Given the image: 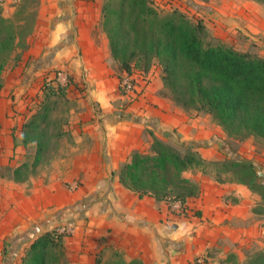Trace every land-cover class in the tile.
Segmentation results:
<instances>
[{
  "label": "crops",
  "instance_id": "crops-1",
  "mask_svg": "<svg viewBox=\"0 0 264 264\" xmlns=\"http://www.w3.org/2000/svg\"><path fill=\"white\" fill-rule=\"evenodd\" d=\"M106 1L39 0L29 48L21 61L5 68L0 88V168H17L25 162L22 131L35 113L37 81L51 77L55 69L73 79L66 92L72 101L66 126L71 142L61 150L54 178L62 194L28 196L20 190L23 196L16 200L13 182L1 179L0 189L5 185L6 195L0 234L23 233L35 220L57 211L58 225L76 226V232L64 239L70 264H96L106 247L126 261L145 264H195L200 256L209 264H245L249 252L264 246V221L253 210L259 198L246 185L199 177L202 193L188 199L183 209L179 202L140 198L120 183L121 166L134 151L148 154L154 136L174 141L169 133L176 132L181 141L199 143L204 158L214 154L203 142L210 127L162 95V83L154 72L134 74L140 94L134 102L121 94L123 75L108 64L111 50L102 27ZM17 2L21 0H6L0 15L9 18ZM253 164L264 171V151ZM65 183L79 186L66 190ZM47 191L54 192L52 187ZM6 208L13 213L5 215Z\"/></svg>",
  "mask_w": 264,
  "mask_h": 264
},
{
  "label": "trees",
  "instance_id": "trees-1",
  "mask_svg": "<svg viewBox=\"0 0 264 264\" xmlns=\"http://www.w3.org/2000/svg\"><path fill=\"white\" fill-rule=\"evenodd\" d=\"M102 27L111 50L108 64H116L125 73L120 81L133 77L135 71L149 73L158 61L164 86L177 105L212 115L231 136L264 138V59L223 44L206 45L202 23L192 24L177 10L162 16L151 0H107ZM18 43L15 25L0 15V88L7 59ZM71 81L63 85L56 77L55 86L46 88L47 92L66 97ZM46 98L22 131L26 149L35 144L32 161H25L15 169L7 168L16 180L30 170L35 172L47 152L43 127L50 120V95ZM177 146L186 152L159 139L154 140L149 154L134 151L130 161L120 168V183L140 198L150 196L170 204L185 205L188 199L199 197L200 183L185 173L204 169L208 162L195 147ZM230 167L243 180H252L251 184L241 182L251 191L264 189V179L253 162L232 160ZM67 236L58 228L43 232L25 250L21 264H67L64 244ZM100 253L96 264H104L103 252ZM115 258L117 261L109 264H145L138 259L126 261L119 252H115ZM246 264H264V251Z\"/></svg>",
  "mask_w": 264,
  "mask_h": 264
},
{
  "label": "rangeland",
  "instance_id": "rangeland-1",
  "mask_svg": "<svg viewBox=\"0 0 264 264\" xmlns=\"http://www.w3.org/2000/svg\"><path fill=\"white\" fill-rule=\"evenodd\" d=\"M153 6L158 9L162 16H166L169 13L177 10L192 23H202L205 30L202 34L203 40L206 45H218L223 44L228 47H232L241 53H250L255 57L264 59V1L259 0H151ZM39 0H21L16 3L15 12L9 17L5 18L9 22L13 23L18 31L19 43L18 47L7 59V65L17 63L21 61L22 55L29 48L27 39L32 35L34 31L36 8ZM2 12V6L0 7V13ZM28 46V47H27ZM111 67L119 75H125L123 71L119 69L116 64H112ZM58 74V73H60ZM138 72L141 76H148L149 73L157 75V81L162 83L163 89L160 91L162 95L172 100L173 103L181 108L189 116L199 117L203 120V123L210 127V135L205 145L210 147L211 152L214 154V158L207 159L208 165L204 169H193L185 173L186 177L191 179H198L199 177H210L218 181L219 183H241L251 184L252 180L242 179L237 170L230 167L231 161H243L253 162L256 160L257 154H261L264 151V138L259 136H247L237 137L231 136L225 130V128L210 114L204 111L198 112L193 109L183 108L174 101L172 93L165 88L163 83V71L158 61H155L150 72L145 74L141 71ZM59 75V76H58ZM49 76V75H48ZM58 78H65L67 80L70 75L66 74L61 69H55L51 77H42L39 83V92L34 99L32 112H36L42 106L46 97L50 95L48 102L50 104L51 113L49 122L43 127L48 145L47 152L44 156L42 165L34 172L30 170L25 176L16 180L11 172L7 171L8 166L0 168V181L7 180L13 182L14 191L13 197L16 200H20L23 196L20 190L24 191L28 196H49L53 198L54 194H60L59 184L57 182V162L60 159L61 150L66 145L70 144L71 138L68 136L66 126L70 119L71 112V99L67 97L59 96L57 93L47 92L50 86L54 85V80ZM61 78V79H62ZM48 79V80H47ZM60 80V79H59ZM58 80V81H59ZM65 84V81L62 80ZM62 83V84H63ZM47 88V89H46ZM130 101V100H129ZM127 100V102H129ZM130 103V102H129ZM132 103V102H131ZM174 139V142L170 140H163L166 143L174 145L182 152H186L184 148L177 146L178 144H186L195 147L199 152L200 144L191 141H181L182 139L176 135V132L169 133ZM176 136V139L174 138ZM155 139H160L154 136L153 142L148 149V154L152 151V145ZM162 140V139H160ZM208 149V148H207ZM209 150V149H208ZM26 152L29 153L25 161L31 162L35 153V144H32ZM207 154V153H205ZM132 156V154H131ZM213 156V155H212ZM131 159V157H130ZM20 166V165H19ZM15 169V168H12ZM258 174L264 179V171L258 168ZM66 190H75L78 185H70L68 183L63 184ZM53 188L54 192L48 194V188ZM11 189V188H8ZM258 198L259 202L254 207V213L261 220L264 221V189L257 188L252 191ZM62 194V193H61ZM60 194V195H61ZM5 185L0 189V213L2 211V202L5 199ZM81 205V206H79ZM78 206L83 207L84 204L80 203ZM8 208L5 209V215L10 213ZM13 213V212H11ZM57 211H52L42 218H39L32 222L23 233H17L13 235L0 234V264H21V259L25 250L29 245L43 232L51 230L53 228H61L62 225H58L56 222ZM3 217H0V223ZM5 224H9L10 221L5 219ZM60 224V223H59ZM62 224V223H61ZM71 234L70 236H72ZM8 238V239H7ZM7 239V240H6ZM264 243V242H263ZM264 251V246L260 245L256 250L249 252V259L246 263L255 256L258 252ZM103 252L104 264L117 261L115 258V251L113 248L106 247ZM100 253V254H101ZM121 254V253H120ZM124 258V256L121 254ZM125 259V258H124ZM245 263V264H246ZM67 264H70V260L67 258Z\"/></svg>",
  "mask_w": 264,
  "mask_h": 264
},
{
  "label": "built area",
  "instance_id": "built-area-1",
  "mask_svg": "<svg viewBox=\"0 0 264 264\" xmlns=\"http://www.w3.org/2000/svg\"><path fill=\"white\" fill-rule=\"evenodd\" d=\"M5 1L6 0H0V7ZM58 74L62 75L61 73ZM58 76L56 77L58 78ZM61 78H58V80L60 79L59 82L61 84L63 83L62 80L65 81V83L67 82L66 77L62 79ZM137 85L138 84L134 77H125L122 81H120L119 90L123 96L128 97V100H130L129 102H134V100H137L140 95ZM179 207L185 209V205H182L181 203H179ZM58 230L60 233L70 236L71 234H74L76 232V226L73 223H69L65 226H62L61 228H58ZM195 264H209V262L206 257L200 256L195 261Z\"/></svg>",
  "mask_w": 264,
  "mask_h": 264
},
{
  "label": "water",
  "instance_id": "water-1",
  "mask_svg": "<svg viewBox=\"0 0 264 264\" xmlns=\"http://www.w3.org/2000/svg\"><path fill=\"white\" fill-rule=\"evenodd\" d=\"M261 176H263V175H261Z\"/></svg>",
  "mask_w": 264,
  "mask_h": 264
}]
</instances>
